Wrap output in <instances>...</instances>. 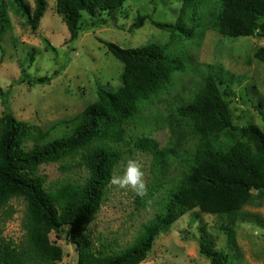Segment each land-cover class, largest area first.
Listing matches in <instances>:
<instances>
[{"label": "trees", "instance_id": "1", "mask_svg": "<svg viewBox=\"0 0 264 264\" xmlns=\"http://www.w3.org/2000/svg\"><path fill=\"white\" fill-rule=\"evenodd\" d=\"M31 2L9 0L5 4L0 0V35L10 27L8 5L32 31L39 28L47 0ZM124 2L54 0V7L70 41H74L82 30L114 23ZM179 2L174 23L153 22L169 34L168 44L181 38L198 43L208 30L230 38H264V0H213L205 15L199 0ZM147 18L138 14L129 33L141 28ZM42 41L45 50L56 53L47 39ZM103 44L122 64L121 85L114 91L98 88L96 102L72 120L54 123L48 131L16 120L0 89L4 108L0 116V264H58L62 249L51 242L52 232L67 235V242L77 252L76 264H141L155 239L186 213L197 209L225 216L230 219V227L250 193L264 192V133L254 124L233 125L225 102L235 95L233 77L225 78L219 67L205 64L202 78L187 99L168 109L164 120L169 138L161 146L145 133L127 135L126 127L167 85L169 89L174 73L187 71L183 59L165 54L166 45L149 43L123 49L114 43ZM34 58L32 50L30 63ZM254 58L264 63V47L255 52ZM64 66L39 78L21 69L17 82L47 85ZM60 128L69 132L56 136ZM28 143L32 144L30 148L25 146ZM133 153L151 158L152 164L148 194L144 199L137 195L135 201L145 206L153 200L158 210L126 246L103 239L96 246L87 227L107 199L114 170L125 161V155ZM72 159H77L75 165L86 175L46 185L40 166L58 164L68 172ZM174 161L179 174L168 185L167 175ZM11 200H21L25 209L21 221L24 233L18 242L3 236V225L14 213ZM228 225L225 231L231 232ZM228 237L232 247L233 234ZM198 246L210 264H228L227 253L216 250L208 240L201 237Z\"/></svg>", "mask_w": 264, "mask_h": 264}, {"label": "rangeland", "instance_id": "2", "mask_svg": "<svg viewBox=\"0 0 264 264\" xmlns=\"http://www.w3.org/2000/svg\"><path fill=\"white\" fill-rule=\"evenodd\" d=\"M1 1L7 4L9 0ZM199 1L201 5L202 0ZM212 5L213 0L203 2V15ZM54 6V0H47L39 28L32 31L8 5L10 27L0 35V89L16 120L36 125L44 132L56 122L72 120L97 101L98 88L114 91L121 85L122 64L108 52L103 42L114 43L123 49L153 43L166 45L165 54L182 58L187 71L172 75L169 89H166L167 85L156 99L144 106L139 118L126 127L127 135L145 133L165 146L169 138L164 120L168 109L181 99H187L202 78L205 64L219 67L225 78L233 77L235 95L225 98L233 125L254 124L264 133V63L254 58L255 52L264 47V38H230L208 30L198 43L181 38L168 44L169 34L156 28L153 22L174 23L179 0H125L114 23L82 30L74 41H70L68 30L55 13ZM138 14L147 15L149 19L141 28L129 33V27ZM42 39H47L56 53L45 50ZM32 50L35 58L30 63ZM60 66L64 68L47 85L28 86L17 82L21 69L31 77L39 78L52 75ZM195 69L196 72H192ZM3 111L0 102V116ZM68 132L66 128H60L55 135ZM31 145L25 146L30 148ZM124 159L114 170V176H123L128 160H136L142 165L144 180L149 186L152 182L151 158L133 153L125 155ZM76 162L77 159L70 160L68 172L61 170L58 164L42 165L40 174L46 178V185L67 178L81 179L86 172L77 167ZM178 174L179 167L174 161L167 175L168 185L176 180ZM136 196L131 187L110 184L107 199L87 227L96 246L99 239L126 246L140 227L154 217L158 210L155 202L149 200L145 206H140L135 201ZM9 205L14 213L3 225V236L18 242L24 233L21 228L24 204L21 200H11ZM229 221L225 216L192 210L155 239L150 254L141 264H210L199 253L201 237L216 250L227 253L228 264H264V192H251L248 202L232 218L233 226L229 227ZM227 225L231 232L225 231ZM229 234H233L232 247L228 242L231 240ZM66 237L60 232L50 234L51 242L62 249V260L58 264H76V249Z\"/></svg>", "mask_w": 264, "mask_h": 264}, {"label": "clouds", "instance_id": "3", "mask_svg": "<svg viewBox=\"0 0 264 264\" xmlns=\"http://www.w3.org/2000/svg\"><path fill=\"white\" fill-rule=\"evenodd\" d=\"M111 183L121 188L131 187L142 198L148 194L142 165L136 160H128L124 175L111 177Z\"/></svg>", "mask_w": 264, "mask_h": 264}]
</instances>
